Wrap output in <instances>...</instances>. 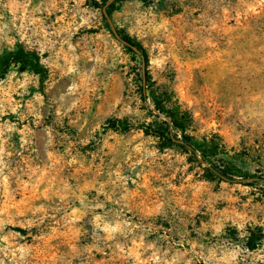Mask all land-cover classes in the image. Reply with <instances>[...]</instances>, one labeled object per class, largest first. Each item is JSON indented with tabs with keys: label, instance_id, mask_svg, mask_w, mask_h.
<instances>
[{
	"label": "rangeland",
	"instance_id": "obj_1",
	"mask_svg": "<svg viewBox=\"0 0 264 264\" xmlns=\"http://www.w3.org/2000/svg\"><path fill=\"white\" fill-rule=\"evenodd\" d=\"M200 262L264 264V0H0V264Z\"/></svg>",
	"mask_w": 264,
	"mask_h": 264
},
{
	"label": "trees",
	"instance_id": "obj_2",
	"mask_svg": "<svg viewBox=\"0 0 264 264\" xmlns=\"http://www.w3.org/2000/svg\"><path fill=\"white\" fill-rule=\"evenodd\" d=\"M119 0H115L109 3V0H102L101 2L94 0V4L97 7H103L104 13L110 20L112 19L113 11L116 7V3ZM112 32L118 37L125 46L133 53L140 55L142 60V66L144 70V77L142 79L143 89H146V86L149 85L151 81V76L148 71L149 65V55L146 47L136 38L132 37L130 34L125 32L118 27H111ZM12 60L14 62L19 63H27L31 66L32 70L38 75L41 88L44 90V84L49 77L48 69L37 60L34 63H30L29 59L26 57V53L23 50H19L12 55ZM11 60L3 65V73L7 72L8 67L11 64ZM164 103L162 101H157L155 109L158 110L157 115L162 116L163 119L160 121L159 125L154 127L152 124H143L144 131L147 134H152L161 139L165 144L173 143L182 147L187 152L192 153L195 156H198L199 152L203 153V156H206L207 149H199V146L194 141L193 137L186 132L187 126L185 125L182 118H179L172 109H165ZM111 124L115 125V121H110ZM129 128V127H127ZM209 171L218 177L222 181L235 182L238 180H256L254 175L247 174H238L237 170L232 167L230 164L226 163L224 160H217L215 163H211L208 166ZM240 175L241 178L237 179V176ZM198 264H206L204 262H200Z\"/></svg>",
	"mask_w": 264,
	"mask_h": 264
}]
</instances>
